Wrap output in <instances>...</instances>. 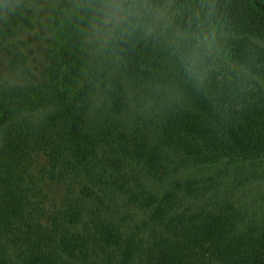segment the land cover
<instances>
[{"label":"trees","instance_id":"trees-1","mask_svg":"<svg viewBox=\"0 0 264 264\" xmlns=\"http://www.w3.org/2000/svg\"><path fill=\"white\" fill-rule=\"evenodd\" d=\"M151 2L168 15L120 44L77 12L45 81L27 52L47 0L0 7L26 81L0 84V264H264L242 201L264 161V0ZM185 32L215 36L195 64Z\"/></svg>","mask_w":264,"mask_h":264},{"label":"rangeland","instance_id":"rangeland-1","mask_svg":"<svg viewBox=\"0 0 264 264\" xmlns=\"http://www.w3.org/2000/svg\"><path fill=\"white\" fill-rule=\"evenodd\" d=\"M166 15L168 10L165 9ZM77 12L74 11V0H47V11L38 28L31 34L33 44L28 50V60L40 81L46 79L47 61L54 57L57 49L62 47L67 40L72 21ZM168 19V18H166ZM223 32V31H220ZM23 72L10 65L9 56L6 53L0 55V84L23 85L25 84ZM264 86V81H261ZM46 161L42 159L36 171L40 177L45 176ZM258 176L257 182L245 184L247 215L254 217L257 221L264 223V161L253 171ZM252 172L248 171V174ZM44 188L48 195L47 205L51 210L65 208L71 198V192L67 183H53L51 180L44 181ZM245 205V204H244ZM255 206V207H253Z\"/></svg>","mask_w":264,"mask_h":264},{"label":"clouds","instance_id":"clouds-1","mask_svg":"<svg viewBox=\"0 0 264 264\" xmlns=\"http://www.w3.org/2000/svg\"><path fill=\"white\" fill-rule=\"evenodd\" d=\"M7 2L0 0V7ZM74 11L80 13L91 25V38L101 45L128 42L137 34L150 35L166 15L165 10L151 0H74ZM181 39L194 42L188 59L195 64L201 49L211 51L215 36L185 32Z\"/></svg>","mask_w":264,"mask_h":264}]
</instances>
